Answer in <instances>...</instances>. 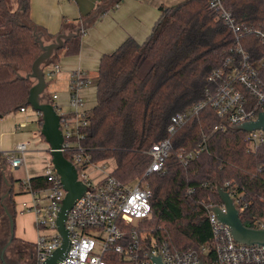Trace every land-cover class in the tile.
<instances>
[{"label":"trees","instance_id":"1","mask_svg":"<svg viewBox=\"0 0 264 264\" xmlns=\"http://www.w3.org/2000/svg\"><path fill=\"white\" fill-rule=\"evenodd\" d=\"M121 1L103 0L77 22L64 21L62 32L69 30L76 35L65 41L43 67L57 64L61 57L79 54L86 30L96 18L86 21L99 12L98 19L104 10ZM209 1L162 5L161 16L145 42L129 38L114 52L103 55L96 105L89 111V125L80 129L85 135L80 144L92 163L113 160L111 175L120 182L145 180L149 184L152 214L139 223L138 231L146 235L147 245L158 239L173 252L199 249L212 240L205 207L223 205L218 184L237 191L240 219L245 226L259 229L264 218V145L251 151L245 132L232 127L216 129L222 121L209 105L171 138L166 171L144 177L152 161L148 151L168 136L174 115L206 99V90L213 88L210 75L222 67L234 47L232 30L217 17ZM225 5L239 24L264 25V0H225ZM55 39L33 22L31 0H0V118L30 107L27 100L36 80L27 75L42 53L40 42ZM241 44L252 60H264V47L255 36H244ZM260 75L264 80V68ZM41 102L53 104L46 91ZM37 113L42 126L43 116ZM182 149L196 153L186 166L178 158ZM67 158L72 159L69 154ZM6 168L10 170L11 166L6 153L0 152V251L6 242L4 235L10 237L5 208L14 218L16 229V197L26 192L21 180L19 191L15 190L18 181ZM50 185L42 175L30 178L34 191ZM19 242L24 249L18 251L17 264H28L34 243H25L15 230L13 246ZM204 260L211 264V254ZM106 261L131 264L114 253L107 254ZM6 262L10 264L7 258ZM0 264L6 263L0 258Z\"/></svg>","mask_w":264,"mask_h":264},{"label":"built area","instance_id":"2","mask_svg":"<svg viewBox=\"0 0 264 264\" xmlns=\"http://www.w3.org/2000/svg\"><path fill=\"white\" fill-rule=\"evenodd\" d=\"M210 8L217 17L227 25L234 34V47L225 59L221 68L212 72L209 81L212 89H207L206 99L184 112L174 115L168 126V136L154 144L148 151L152 157L151 164L144 177L152 173H164L165 162L172 150L171 138L176 131L209 105L221 119L218 128L236 127L258 119L264 113V80L260 75L264 60L254 61L247 53L241 40L244 36H255L264 47V25L254 26L239 24L225 0H210ZM60 71L59 64L44 68L45 75ZM79 72L69 94V109L54 105L61 115L60 128L63 135L61 151L77 169V180L88 187V190L76 200L67 212L64 227L67 239L60 233L58 218L66 196L60 175L52 159L43 177L50 187L34 191L30 187V178L22 180L30 201H24L23 207L35 214L38 238L28 264H47L55 253L66 242L67 246L57 264H107V254H117L131 264H154L151 257H160L164 264H200L211 254V264H264V245H247L235 240L230 227L222 223L206 206L212 228V240L199 249L184 252H173L165 241L151 240L147 245L146 235L138 231L139 223L151 217V190L145 180L124 184L109 173H105L98 163H92L87 150L80 140L85 137L81 128L89 125V110L85 108L81 89L88 85ZM57 96H54L56 99ZM22 112L25 108L21 109ZM249 150L255 151L264 145V131L254 130L246 133ZM29 142H20L13 152H6L12 168L25 165L24 153ZM195 152L182 149L178 158L187 165L195 157ZM95 174L91 179L89 169ZM226 186L229 184L226 183ZM225 189V188H224ZM226 190V189H225ZM228 191V190H226ZM235 205L241 212L237 191H228ZM223 211L224 205L220 206ZM264 228V218L260 222Z\"/></svg>","mask_w":264,"mask_h":264},{"label":"crops","instance_id":"3","mask_svg":"<svg viewBox=\"0 0 264 264\" xmlns=\"http://www.w3.org/2000/svg\"><path fill=\"white\" fill-rule=\"evenodd\" d=\"M102 1L31 0V17L36 25L45 28L51 35L71 34L69 30L62 32L64 21L77 22L83 16L97 9ZM183 2L184 0H122L114 3L107 11L103 7V14L98 19L99 12L95 17L86 21L87 23L92 22L96 18L86 30L80 53L61 57L57 63L60 66V71L53 74L49 80L45 77L48 84L46 92L53 105L63 107L67 112L70 111L69 94L75 75L79 72L89 81L88 85L81 89V96L85 108L90 111L96 105V85L103 55L114 52L129 38L142 44L149 37L161 16L160 7L162 5L175 7ZM49 43L51 42L46 44ZM54 96L57 98L54 99ZM31 123H35L39 129H42L40 115L38 113L29 114L28 108L24 112L19 111L16 114L0 118V152H13L20 142H29L33 146L34 143L30 141L33 142L35 139L33 137H37V135L33 133V130L28 129ZM47 145L49 153L50 146L48 143ZM27 174L29 178L35 177L30 172ZM20 197H24V199L16 197L18 214L22 209L21 206L18 207V202L23 203L31 200L27 195ZM19 229L21 230V227Z\"/></svg>","mask_w":264,"mask_h":264},{"label":"water","instance_id":"4","mask_svg":"<svg viewBox=\"0 0 264 264\" xmlns=\"http://www.w3.org/2000/svg\"><path fill=\"white\" fill-rule=\"evenodd\" d=\"M75 35L74 33H60L56 36L54 42L49 44L40 42L42 53L33 63L31 73L27 75L36 80L35 85L30 90L27 104L43 116L41 135L50 146L49 153L52 163L60 175L61 183L66 190V196L58 218L59 231L65 239H67V231L64 227V221L66 220L67 212L72 208L76 200L81 198L88 190V187L77 180L75 165L61 151L63 143V135L60 128L61 115L58 114L52 103L41 102V96L48 86L43 67L44 63L52 57L56 50L63 48L65 41L72 39ZM233 129L245 133L254 130L264 131V113H260L257 120L236 126ZM217 191L223 202L225 211L220 206L213 207L212 211L222 223L230 227L235 240L247 245H264V228L255 229L245 226L240 219V210L235 205L230 193L221 184L217 185ZM5 209L10 222V237L0 251V258L7 264L5 253L13 243L15 237V221L8 209ZM66 246L65 242L47 264H57V260L63 255ZM151 259L154 264H164L160 257L152 256ZM200 264H204V261H201Z\"/></svg>","mask_w":264,"mask_h":264},{"label":"rangeland","instance_id":"5","mask_svg":"<svg viewBox=\"0 0 264 264\" xmlns=\"http://www.w3.org/2000/svg\"><path fill=\"white\" fill-rule=\"evenodd\" d=\"M50 74H47V79H51ZM51 91V87L49 88ZM28 113L34 114L37 113L32 107H28ZM30 130H33V133L37 135L34 136L35 138L31 143H34L33 146H28L27 151L24 153L25 158V165L19 167V168H12L9 170V168H6V172H11V174L14 176V178L18 181L15 183V190L19 191V184L20 180H25L29 178V175L27 172L31 173L32 176H38L40 174L45 173L46 169L48 168L51 155L48 153V145L46 141L40 136L39 127L35 125V123H31V126L28 128ZM27 129V130H28ZM98 165L104 169L105 173H109L112 171L115 167V162L113 160L104 161L101 163H98ZM37 173V174H36ZM88 173H90L91 179H95V173H92V168L89 169ZM28 196L31 199V196L28 193L21 194L20 196ZM18 196L17 199H24V197ZM31 202V201H30ZM18 207L21 206V212H19V216L16 217V236L20 237L25 243H35L38 238V229L36 226V219L35 214L31 211H28L26 208L23 207L22 203L18 202ZM21 227V230L19 229ZM20 232V233H19ZM4 245L7 243L9 238L7 239V236L4 235ZM27 246V245H26ZM24 249L23 245L19 243L15 244L13 246V243L8 247L5 258L9 261L10 264H17L18 260V251ZM25 259V258H24ZM24 259L21 261L23 262Z\"/></svg>","mask_w":264,"mask_h":264}]
</instances>
